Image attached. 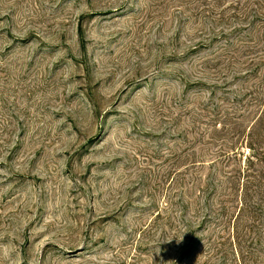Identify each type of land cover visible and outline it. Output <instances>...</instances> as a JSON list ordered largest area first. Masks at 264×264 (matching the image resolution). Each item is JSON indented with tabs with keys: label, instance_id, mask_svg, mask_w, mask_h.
I'll return each mask as SVG.
<instances>
[{
	"label": "rangeland",
	"instance_id": "374dc122",
	"mask_svg": "<svg viewBox=\"0 0 264 264\" xmlns=\"http://www.w3.org/2000/svg\"><path fill=\"white\" fill-rule=\"evenodd\" d=\"M0 264H264V0H0Z\"/></svg>",
	"mask_w": 264,
	"mask_h": 264
}]
</instances>
